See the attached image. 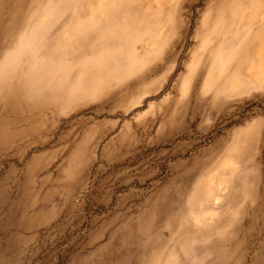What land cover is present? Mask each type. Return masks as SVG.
<instances>
[{"label": "rangeland", "instance_id": "374dc122", "mask_svg": "<svg viewBox=\"0 0 264 264\" xmlns=\"http://www.w3.org/2000/svg\"><path fill=\"white\" fill-rule=\"evenodd\" d=\"M261 36L264 0H0V264H264Z\"/></svg>", "mask_w": 264, "mask_h": 264}, {"label": "bare ground", "instance_id": "6f19581e", "mask_svg": "<svg viewBox=\"0 0 264 264\" xmlns=\"http://www.w3.org/2000/svg\"><path fill=\"white\" fill-rule=\"evenodd\" d=\"M264 37V36H263ZM262 36H261V39L263 38ZM261 42V49H260V51L261 52H259V53H261L262 55L264 54V40H260ZM253 49H254V46L252 45V44H249L247 47H246V49H245V51H244V56L246 57V58H250L251 57V53H252V51H253ZM260 54V55H261ZM260 58V57H259ZM251 65L253 66V61L251 60ZM262 64H264V62H262ZM263 67H264V65H263ZM262 67V68H263ZM252 69H254V68H252Z\"/></svg>", "mask_w": 264, "mask_h": 264}]
</instances>
